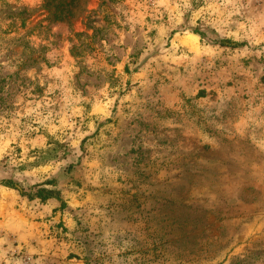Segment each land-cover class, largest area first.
Returning <instances> with one entry per match:
<instances>
[{
    "label": "rangeland",
    "instance_id": "obj_1",
    "mask_svg": "<svg viewBox=\"0 0 264 264\" xmlns=\"http://www.w3.org/2000/svg\"><path fill=\"white\" fill-rule=\"evenodd\" d=\"M0 264H264V0H0Z\"/></svg>",
    "mask_w": 264,
    "mask_h": 264
},
{
    "label": "bare ground",
    "instance_id": "obj_2",
    "mask_svg": "<svg viewBox=\"0 0 264 264\" xmlns=\"http://www.w3.org/2000/svg\"><path fill=\"white\" fill-rule=\"evenodd\" d=\"M187 40V39H186Z\"/></svg>",
    "mask_w": 264,
    "mask_h": 264
}]
</instances>
